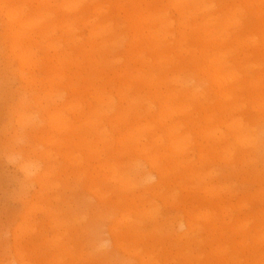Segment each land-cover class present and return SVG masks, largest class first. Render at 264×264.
<instances>
[{
	"label": "bare ground",
	"instance_id": "6f19581e",
	"mask_svg": "<svg viewBox=\"0 0 264 264\" xmlns=\"http://www.w3.org/2000/svg\"><path fill=\"white\" fill-rule=\"evenodd\" d=\"M58 2L67 12L63 22L53 14ZM1 9L5 11L0 5ZM35 9L38 13L31 21L20 20L26 14L25 5L17 12H4L11 38L16 37V24L40 28L34 36L19 35L18 50H10L22 64L34 68L26 78L29 85L38 87L48 81L40 74L44 70L33 64L44 59L39 57L40 36L58 53V64H66L63 56L72 55V50H62L65 41L82 49L88 44L89 49L82 61L72 56L77 74L70 77L68 89L76 102L64 105L83 123L70 120L68 124L69 120L52 112L58 104L54 99L49 119H36L27 112L26 123L35 133L28 139L35 143L37 154L50 126L69 132L70 142L88 149L89 161L95 154L98 164L80 175L104 207L92 214V221L111 219L106 242L127 259L111 261L110 248L94 236L89 239L96 234L89 227L83 228L88 243L74 254L62 241L67 235L65 221L52 209L61 196L53 193L49 210L44 211L45 204L33 205L15 226L14 255L0 264H62L66 257L71 258L69 264L97 260L104 264H187L191 258H196L195 264H245L262 256L264 0H37ZM48 18L53 24L45 25ZM81 23L87 28L86 41L78 32ZM63 30L66 36H57ZM83 77L87 82L82 91ZM49 88L36 91L45 99L57 96L56 89ZM83 95L87 98L84 109L77 101ZM53 116L57 119L52 127ZM22 119H17L20 129L14 137L18 140L26 135L21 132L25 128ZM20 156L17 166L26 181H45L39 192L49 193L59 186L48 182L54 178L45 172L48 163L52 157L69 159L72 153H44L40 162L44 169ZM237 162L257 189L239 196L234 204V189L216 179L212 164ZM256 162L263 163L261 169L253 168ZM197 184L201 185L199 194L190 196L189 202L182 200L179 191L192 194ZM114 192L126 195L115 199ZM161 205L176 214L164 217ZM40 211L61 231L59 235L50 238L45 231L49 223L37 229L34 215ZM145 221L153 229L147 231ZM250 244L258 247L250 250ZM51 249L61 251L49 260L47 250ZM243 255L245 261L240 260Z\"/></svg>",
	"mask_w": 264,
	"mask_h": 264
},
{
	"label": "rangeland",
	"instance_id": "374dc122",
	"mask_svg": "<svg viewBox=\"0 0 264 264\" xmlns=\"http://www.w3.org/2000/svg\"><path fill=\"white\" fill-rule=\"evenodd\" d=\"M36 3L37 0H0V5L4 7L5 11L6 9H10L17 12L25 5L26 14L20 19L22 21H31L33 17L37 16L36 13H38V11L35 9ZM58 3L53 6V14L56 17V21L63 22L62 18L66 17L67 12L65 8L60 5L61 2ZM43 11L46 12L45 9H43ZM4 12H2V9L0 10V262L7 257L14 255V229L16 228V225L22 223V217L24 214L30 211L33 205L41 207L45 204L44 211L49 210L50 208L47 204L53 193L61 196L58 201L54 202L52 209L57 215L60 214L59 219L65 221L64 228L66 229L67 235L62 237V241L68 244L74 254L78 255L81 244L85 245L88 243V237L83 232V228L88 227L90 229L93 228L92 232L95 229L97 234V236L96 234H91L89 239H93L94 236V239H97L98 241L100 240L105 246L110 248V245H108L110 243L108 241L106 242V240H108L110 236L109 227L111 225V219L92 221V214L98 210H102L104 207L100 200L95 197L93 192L90 191L80 179L82 178L80 175L85 168L88 171V169H92V166L95 163L98 164V161L96 162V159L93 158L95 154L93 153V157L91 158V161H89L88 153L90 151L88 149L82 146L77 147L75 143L70 142L69 132L65 131L60 133L59 131L52 129L50 126V130L45 134L46 138L44 139V142H46L44 145L39 146L40 152L35 154L34 150L36 149V145L31 139H28L29 136L32 137L35 133L32 131L33 128L26 123L28 120V111L30 114L36 115V119L40 116L48 117V109L52 107L54 99H58V104L52 112H57L59 115H62L65 120H69L68 124H70L71 121H75L78 124L83 123V119H74V110L67 109L64 105L68 104L67 106H69L71 102H76V97L72 95L70 89H68L70 86V77H75L74 74H77L76 69H73L76 63L73 62L74 60L72 56H74L78 62L87 58L86 52H88L89 45L86 44L82 49L76 47L70 42H63V45L61 44V46H63L62 50H72V55L68 54L66 57L63 56V58L68 59L66 64H58L56 62L58 53H55V50L49 46L50 42H43L42 36H40L39 41H41V43H38L39 57L44 59H41V61L35 60L33 61V64H38L37 67L40 66V68L44 70V73H40L37 68L34 71L40 73L42 77H48V81L43 80V83L38 87L31 84L29 85L26 78L32 74L34 68L29 69L27 64H22L19 57L10 50H18L16 41L19 42V35L27 33L29 36H34L39 32L40 28L39 26L32 25L27 29L24 25L20 26L19 24H16V37L11 38L9 35L10 25H8L6 21ZM114 21L116 23L121 22L120 19H115ZM50 24H53V20L48 18L45 25ZM64 25H66V22ZM64 30L62 32L57 31V36L63 35ZM78 32L83 35L80 36L81 38L84 37V41H86L88 36L86 37L87 28L84 26V23L79 25ZM64 36H66V33ZM29 49H31V47ZM26 50H28V47H26ZM53 65H55V67L51 69ZM47 66H49V70L48 68L46 69ZM69 70L70 73H68ZM81 81L82 82L79 86L83 91L84 83L87 82V79L83 77ZM50 86L56 89L57 96L46 99L41 98L42 93H38L36 89L38 88L39 91L45 89L49 90ZM34 96H36V99ZM77 101L79 102L78 106L84 109V104L87 101V98H84L83 95L81 99H78ZM39 104H42L44 107L40 108ZM22 116H24V119H22ZM18 118L23 120L22 126L25 128H22L21 132L26 134L19 140L14 137L15 132L20 129V125L17 124ZM56 119L57 117L55 116L51 118L52 127L56 126ZM49 151H52L53 154L58 153L59 151H67L71 152L72 156L69 159H65L61 156L56 161L54 159L55 157H52L53 160L48 163L49 165L47 169H45V172L49 173L50 171V173H53L54 178L48 179V182L59 187L53 191H49V193H40L41 186L45 181H40L39 183L26 181V178L19 170L17 163L18 160H21L20 154L22 153L26 157L25 159L28 163L30 162L32 165L41 166L42 168L44 165L40 162L44 153ZM83 156L86 158L84 159ZM78 159H80V163L74 166ZM114 161L115 160H113L111 164H114ZM88 162H90V166H88ZM241 165L240 162L235 163L233 166L212 164V167L215 168L217 172L216 179L224 180L234 189L235 196L232 198L234 204L238 203L239 196L257 189L255 184L246 179L247 174H244ZM255 166L256 168L261 169L263 163L256 162L254 163L253 168ZM54 167H56V169ZM262 176L264 177V172H262ZM59 181L61 182V185L57 184ZM200 188L201 185L197 184L196 190L192 194L187 195V193L181 190L179 191V195L182 197V200L189 202L190 196L198 195L199 193L197 191H199ZM125 195V193L119 192L112 193V196L115 199H118L119 197L122 199ZM160 209L164 217H167L168 215L174 216L176 214V212L169 206L161 205ZM34 216L39 224L37 229L41 230L43 224H51L50 227L47 224L48 226H46L45 229V231H48L47 233L50 238L61 233L57 227L54 228L55 224H53L52 220L46 219V216L42 214V211L37 212ZM77 219L80 220L77 221ZM40 225L42 226L40 227ZM144 225V228L147 231L153 229V225L150 221H145ZM183 229L185 228L183 227ZM36 236L38 237V235ZM37 237L35 239L39 241L40 237ZM22 243L24 242L22 241ZM256 246L257 245L250 244L249 249L256 250ZM107 247L106 249H108ZM47 251L49 260H51L59 255L61 250L51 249ZM108 251L109 254L107 253V255L113 262H120L121 260L127 259V255L122 251H116L111 248ZM98 255H100V253H98ZM240 260L245 261L246 256H241ZM70 262L71 258L66 257L62 264H69ZM195 263H197L196 258H191L190 261H187V264ZM215 263H218V261L216 260ZM49 264L58 263L56 261H49ZM92 264L104 263L102 260H97ZM245 264H264V252L262 256H259L254 260H246Z\"/></svg>",
	"mask_w": 264,
	"mask_h": 264
}]
</instances>
